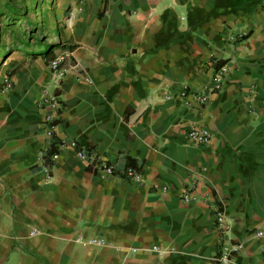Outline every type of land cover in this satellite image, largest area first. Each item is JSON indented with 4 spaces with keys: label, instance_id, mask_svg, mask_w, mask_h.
<instances>
[{
    "label": "crops",
    "instance_id": "obj_1",
    "mask_svg": "<svg viewBox=\"0 0 264 264\" xmlns=\"http://www.w3.org/2000/svg\"><path fill=\"white\" fill-rule=\"evenodd\" d=\"M50 4L44 42L64 46L52 52L61 81L38 55L42 45L15 50L6 68L0 264H214L229 240L242 245L229 264H264L253 235L264 228V0ZM216 65L227 72L209 94ZM53 95L46 138L40 102ZM190 126L207 129L209 143L188 142ZM89 155L131 165L139 181L100 177ZM184 193L194 200L184 203ZM214 205L230 227L223 239Z\"/></svg>",
    "mask_w": 264,
    "mask_h": 264
},
{
    "label": "built area",
    "instance_id": "obj_2",
    "mask_svg": "<svg viewBox=\"0 0 264 264\" xmlns=\"http://www.w3.org/2000/svg\"><path fill=\"white\" fill-rule=\"evenodd\" d=\"M102 1H106V0H102ZM241 37L240 36H236V38L230 37V41L232 42L236 41ZM61 61H62V57L56 56L53 60H51L48 63V69L51 71V74L54 76L56 81H61L64 74L63 71H60L58 67ZM226 72H227V68L225 66H219L215 70L210 82V86L205 88L209 94L217 92L221 89L222 79L223 76L226 74ZM9 89H10V83L8 82V80L5 79L3 81L2 92H7ZM186 94L187 92L185 90L180 91L179 97L183 98L186 96ZM193 100L198 105H203L207 101V96L204 94L193 95ZM40 108L42 110L43 109L45 110V113L42 116L44 136L46 138H50L52 136V130L54 127L53 114L59 109V101L57 100V97L55 95L43 98L40 102ZM185 137L188 142L194 145H205L209 143L211 135L209 131L205 128L190 126L185 132ZM75 146L76 144L74 141H69V142L59 141L57 144V147L60 149L65 147H68L70 149H75ZM75 156L78 159L84 158L83 154L79 151L75 152ZM57 158H58L57 154H52L49 156L48 160L51 163H53L57 160ZM90 161H92L93 168L94 170L98 171L100 177L105 178L114 175V173L111 170V166L100 162L98 160V157H96L95 155L90 156ZM41 170L47 176L49 174V165H43ZM124 176L128 177L133 182L139 181V175L135 173L132 169H128L124 174ZM181 199L184 203H188L194 200L193 196H190V194L187 193H184ZM212 213L214 218V229L216 233H218L223 239V236H226L230 231L229 224L227 223L224 217L223 209L218 205H214L212 206ZM253 235L256 239L262 241L264 245V228L256 229L253 232ZM87 244L93 246H100L103 244V242L98 239H92L89 240ZM241 247H242L241 243L231 242L230 240L226 242L222 241L219 245L216 256L213 258V263L229 264L232 255L235 254L237 251H239ZM152 250H155V248L153 247Z\"/></svg>",
    "mask_w": 264,
    "mask_h": 264
},
{
    "label": "rangeland",
    "instance_id": "obj_3",
    "mask_svg": "<svg viewBox=\"0 0 264 264\" xmlns=\"http://www.w3.org/2000/svg\"><path fill=\"white\" fill-rule=\"evenodd\" d=\"M54 0H0V103L2 97L3 81L7 79V66L11 63V58L16 56L15 50L21 49L25 53L35 52L38 47L34 40H25L26 26L23 21L16 22L14 26L7 27L8 22L3 16L4 7L11 5L18 11L27 9L28 24L34 27L28 36L38 38L47 42L48 33L46 32V20L52 13L51 2ZM27 43V44H26ZM17 57V56H16Z\"/></svg>",
    "mask_w": 264,
    "mask_h": 264
},
{
    "label": "trees",
    "instance_id": "obj_4",
    "mask_svg": "<svg viewBox=\"0 0 264 264\" xmlns=\"http://www.w3.org/2000/svg\"><path fill=\"white\" fill-rule=\"evenodd\" d=\"M4 11H5V13H3V14H4L3 16H4V17L6 18V20L8 21V22L6 23V26H7V27L10 28L11 25L14 26V25L16 24V22L20 24V21L22 20L23 23L25 24L26 28H27V29H26V36L24 37L25 40H34V41H35V44L37 43L38 46H40V45L43 46V50H42V52L39 53L38 55L41 56V58L43 59V61H44L45 64H48L51 60H53V59L55 58V55H53V53H52L54 47L64 48V46L59 45L58 43H49V44H46V43L44 42V40H40V39L38 40V38H33L32 36H31V37L28 36L29 33L31 32V30H32L34 27H32V26H30V25L28 24V19H29V18L27 17V15H28V11H27V9H24V8H23L22 11H21V10L18 11V10L16 9V7L11 6V5H6V6L4 7ZM29 20H30V19H29ZM26 44H27V43H26ZM67 48H70V47H67ZM36 55H37V54H36ZM34 56H35V55H34ZM215 68H218V65H216ZM52 150H53V149H50V150L48 151V154H47L48 156H47V157H49L50 155L54 154ZM90 156H91V155L88 156L89 161H90ZM90 162L92 163V161H90ZM129 164H130V163H129ZM128 169H133V168H132L131 165H128V164L122 166L121 168H115V167L111 166V170H112V172H113L114 174H117V175H120V176H122V175L124 176V174L126 173V171H127Z\"/></svg>",
    "mask_w": 264,
    "mask_h": 264
}]
</instances>
